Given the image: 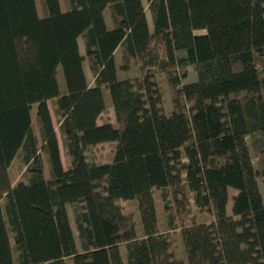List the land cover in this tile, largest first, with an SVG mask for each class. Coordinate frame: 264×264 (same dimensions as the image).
I'll return each mask as SVG.
<instances>
[{"label": "trees", "instance_id": "1", "mask_svg": "<svg viewBox=\"0 0 264 264\" xmlns=\"http://www.w3.org/2000/svg\"><path fill=\"white\" fill-rule=\"evenodd\" d=\"M67 1L0 0V264L3 219L17 264H264V0H149L152 25L143 0ZM105 141L109 161L91 158Z\"/></svg>", "mask_w": 264, "mask_h": 264}, {"label": "rangeland", "instance_id": "2", "mask_svg": "<svg viewBox=\"0 0 264 264\" xmlns=\"http://www.w3.org/2000/svg\"><path fill=\"white\" fill-rule=\"evenodd\" d=\"M36 1H37V7L39 10V13L41 15H43L45 13V9H46L45 4H44L43 0H36ZM143 1L145 3V6H146V11L148 14L150 24L152 25V14H151L150 8L148 6L149 0H143ZM61 4H62L63 9L69 7L67 0H61ZM104 13H105V17H106L108 25L112 26L113 25V19L111 17V13H110L109 8H106ZM79 41L81 42L82 51L85 53V47H84V43L82 42L83 40L81 37H80ZM116 63H117V67H118L120 77L126 76L127 72L125 70H122V68H121V63H122V48L121 47H118L116 50ZM85 68H86L87 76H88L90 83H93L94 75H93V72L90 68V65H89L87 58L85 60ZM196 77H197L196 70L190 68L189 74L185 79L186 80H193V79H196ZM58 79L60 82L61 89H64V82H63L61 71L58 72ZM164 88L167 89L166 87H164ZM103 91H104V97H105L106 105H107V108L109 109V113H107V114L105 113L103 115L107 116V117H111L112 120H115V113H114L113 104H112L109 89L107 87H103ZM166 95H167V100L169 101L170 96H169V93H167V90H166ZM54 101H55L54 99H50L48 102H49V106H50L51 111H52L54 123H55L56 130H57V133L59 136L61 151H62V157H63V160L65 161L66 159H65V155H64V153H65L64 145L66 143L65 142L66 139L60 130V122H59V119L57 116V111L54 108ZM166 106H167V104H166ZM32 119H33V125L35 128V131H36L37 137H38V144L40 146V152H41L43 160H44L45 172L48 176H50L51 172H50V168H49V161H48L47 153H46L45 149L43 148L44 141L42 138L40 123H39V120L37 118L35 109H32ZM256 139H258V135H255V136L248 135L247 136L249 147L251 149L253 158L255 159V164H257V154L256 153H257V149H258L257 148L258 142L256 141ZM113 149H114L113 144L109 141H105V142L97 144L96 146L91 147L89 154H90L91 158L94 156V157L102 159L104 161H109V155L108 154H110L113 151ZM9 174H10L11 181H12L13 185H16L21 180L27 179L28 176H27V172H26V164H25L23 153L21 150H19L17 152L16 156L14 157V159H13V161L9 167ZM260 186H261V189H262V192L264 195V186H263V181L261 179H260ZM236 192H237L236 189H234V188L230 189V199L228 201V211L230 213L232 212V206H233L232 196ZM121 203L125 207V209H127V210L133 209L136 214L138 213V209L135 208L133 200L132 201L122 200ZM2 204H3L2 200H0V210L3 213ZM68 209H69L70 221H71L72 227L74 229L76 240H77L78 244H80L79 243L78 230H77V226H76V222H75L74 214H73V206L71 204H68ZM2 219H3V217H2ZM3 228H4L5 238H6V241L8 243L7 245H8L9 255H10L12 264H17L18 261H17V252H16V248H15V241H14L13 237L11 236L9 228H8L4 219H3ZM180 247L181 248L178 250L179 255L182 258H184L185 255H184V251H183V247H182L181 242H180ZM122 253H123L124 258L126 260L127 259V249H126L125 245H122Z\"/></svg>", "mask_w": 264, "mask_h": 264}, {"label": "crops", "instance_id": "3", "mask_svg": "<svg viewBox=\"0 0 264 264\" xmlns=\"http://www.w3.org/2000/svg\"><path fill=\"white\" fill-rule=\"evenodd\" d=\"M65 9H66V8H65ZM82 42H83V41H82ZM80 46H81V42H80ZM81 50H82V47H81ZM110 119H111V117H110ZM111 121H114V120L111 119Z\"/></svg>", "mask_w": 264, "mask_h": 264}]
</instances>
